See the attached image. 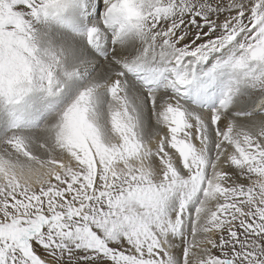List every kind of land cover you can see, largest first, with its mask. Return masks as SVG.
Instances as JSON below:
<instances>
[{"label": "snow or ice", "instance_id": "obj_1", "mask_svg": "<svg viewBox=\"0 0 264 264\" xmlns=\"http://www.w3.org/2000/svg\"><path fill=\"white\" fill-rule=\"evenodd\" d=\"M0 264H264V0H0Z\"/></svg>", "mask_w": 264, "mask_h": 264}]
</instances>
